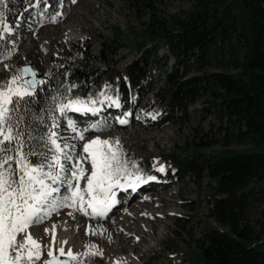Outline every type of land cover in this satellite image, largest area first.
<instances>
[{
    "label": "trees",
    "instance_id": "obj_1",
    "mask_svg": "<svg viewBox=\"0 0 264 264\" xmlns=\"http://www.w3.org/2000/svg\"><path fill=\"white\" fill-rule=\"evenodd\" d=\"M132 1L149 12L144 34L152 40L154 52L146 51L149 56L141 59L142 67L134 73L131 65L120 68L113 63L104 72L92 64L97 57L90 53V40L72 44L70 54L48 65L46 84L37 89L35 110L51 106L54 95L66 97L64 102L93 99L108 104L105 97L114 95L123 111L130 109L134 98L142 100L154 67L165 61L162 99L170 97V109H182L206 96L209 109L226 119L221 127L226 147L249 146L206 154L202 150L206 146L198 144L193 152V161L202 158L203 171L212 182L209 216L221 229L202 234L198 258L191 264H264V0H191V9L173 19L171 28L158 14L164 0ZM35 3L9 0L6 22L16 27L33 23L37 15L49 20L63 11L59 0H48L49 8L35 7ZM15 42H19L17 35L0 41V56L12 50ZM136 45L145 51L146 43ZM162 46L170 55L160 54ZM65 88L71 91L65 93ZM45 117L49 122L46 112ZM170 121V116L160 117L152 121L151 129ZM168 157L180 170L191 165L192 158ZM155 162L151 158L141 171ZM257 205L263 207L259 218L252 215Z\"/></svg>",
    "mask_w": 264,
    "mask_h": 264
},
{
    "label": "rangeland",
    "instance_id": "obj_2",
    "mask_svg": "<svg viewBox=\"0 0 264 264\" xmlns=\"http://www.w3.org/2000/svg\"><path fill=\"white\" fill-rule=\"evenodd\" d=\"M191 6V0H164L158 5V14L168 21L171 28L173 19L182 17ZM62 12L65 14L57 22L43 20L37 15V19L31 24L21 23L16 27L9 25L13 28V33H6V37L17 35L19 42L12 43V50L1 57L7 67L0 70V84L9 81L12 75L27 64L44 75L54 58L70 54L72 44L87 39L90 40V53L97 57L92 60V64L104 72L109 71L110 65L114 63L120 68L131 65L136 73L143 65L141 59L154 52L152 40L147 39L144 34L149 12L132 0H76L75 3L65 0ZM116 30L118 33H115ZM137 43H146L145 51L139 50ZM146 51L149 54L145 55ZM160 54L170 55L164 46L161 47ZM174 64L175 59L171 58L169 65ZM165 68V61L154 67L143 88L142 100L133 99L127 111H117L116 107L112 108L103 101L96 105L100 109L97 115L89 119L73 118L79 131L89 129L85 132L83 141L74 138L76 134L72 133L66 119L61 118L58 128L61 143L67 140L74 144L78 155H83V145L96 136L119 140L125 159L134 162L144 177L156 178L143 183L133 200L132 196L128 197L129 200L122 199L123 205L114 215L104 220H92L81 212L64 208L43 224L30 228L33 231L50 222L56 223L62 218V214L68 213L70 225H76L72 229L76 239L80 238L85 245L81 253L88 252L89 246H96L103 253L102 256L81 258L82 264H191L198 258L197 245L202 234L209 229H221L209 216L212 182L203 171L202 158L193 161V152L197 150L198 144L206 146L202 149L206 154L226 148L243 150L249 146L226 147L221 131L226 119L223 120L218 111L209 109L206 96L199 97L182 109L172 111L169 107L170 97L165 101L162 99L166 88ZM191 70V74L195 75L194 69ZM111 100L117 98L113 96ZM165 116H170L169 123L158 129H151L152 121ZM118 118H126L128 125L121 126ZM105 120L109 124L107 128L102 131L91 130L93 123L102 124ZM208 145L212 146L207 147ZM172 154L192 158L191 165L180 170L177 164L170 162L168 155ZM151 158H155V164L148 165L141 171V166L149 163ZM164 161L167 162L165 168ZM129 166L131 167V163ZM84 167L91 171L88 162H85ZM160 167L164 168L163 172L158 170ZM132 170L136 171L135 168ZM80 186L86 187L84 181L80 182ZM129 203V209L134 215L130 219L133 226L143 221L145 224H155L160 229L158 238L146 244L148 249L140 253L135 263L129 262L126 255L118 253V240L126 237L121 234L126 219L124 205ZM262 208H255L253 217L259 218ZM70 212L73 215H69ZM93 231L95 235L92 234ZM44 236L42 245L52 240L50 232ZM43 258L48 257L45 255Z\"/></svg>",
    "mask_w": 264,
    "mask_h": 264
},
{
    "label": "snow or ice",
    "instance_id": "obj_3",
    "mask_svg": "<svg viewBox=\"0 0 264 264\" xmlns=\"http://www.w3.org/2000/svg\"><path fill=\"white\" fill-rule=\"evenodd\" d=\"M8 3L9 0H0V41L8 39L5 33H13L4 11ZM41 4L51 7L48 0H36L35 7ZM58 6L64 7V0H59ZM64 14H52L50 22H57ZM27 75L32 79H25ZM35 77L31 68L24 67L0 84V264H82L81 258L103 253L96 246H89L88 252L80 254H74L71 249L65 252L63 245L67 241H61L54 254L55 225L48 245L35 239L30 228L43 224L64 208L93 218L106 217L117 203V189H134L156 178L144 177L134 162L125 159L119 140L96 136L83 145V155H78L76 146L67 140L61 143L57 130L59 119H66L76 134L74 138L83 141L89 129L79 131L68 113L97 115L100 109L94 105L98 101L67 99L64 102L66 97L54 95L51 106L38 112L34 107L37 86H44L46 81ZM68 91L71 88H65V93ZM111 103L117 108L121 106L118 100ZM118 123L125 125L128 120L118 118ZM108 126L105 120L102 124L93 123L91 130L102 131ZM85 162L90 164V172L84 167ZM158 170L163 172L164 168ZM81 181L86 187L81 188ZM45 255L47 259L43 258ZM65 256L66 259H61Z\"/></svg>",
    "mask_w": 264,
    "mask_h": 264
},
{
    "label": "bare ground",
    "instance_id": "obj_4",
    "mask_svg": "<svg viewBox=\"0 0 264 264\" xmlns=\"http://www.w3.org/2000/svg\"><path fill=\"white\" fill-rule=\"evenodd\" d=\"M74 36V35H72ZM138 192H133L132 193V200L134 196ZM124 192H121L118 195L117 198V203L114 206V209L111 211L109 216H112L116 213V211L121 207V201L124 197ZM124 205V214H125V222H124V230H121V234L126 235V237H120L118 240V249L120 252H118L121 256L126 255L127 260L131 263L137 262V259L140 255V253L145 252V250L148 249V246L146 244L152 243L155 241L156 238H158V231L160 230L157 225H150V224H145L143 221H140L136 226H133V223L130 222V219L134 217L133 212H131L130 205ZM152 214V213H151ZM62 218L56 222H50L46 224L44 227H39L34 229L33 231L31 230L30 232L32 233L33 237L37 239L39 242L44 243L45 236L46 234L45 229H49V232L53 235L52 229L53 225H55V245H54V250L55 248H58L61 246L60 242L61 241H67V244H64L63 247L65 248V252H67L69 249L74 254H80L81 250L85 247L83 242L81 241L80 238L78 240L76 239V234L75 231L72 229L76 227V225H70V220L68 219V213L62 214ZM71 226V228H70ZM67 229L64 231L63 229ZM51 241H47L46 245L50 244ZM124 257L123 259H126Z\"/></svg>",
    "mask_w": 264,
    "mask_h": 264
},
{
    "label": "water",
    "instance_id": "obj_5",
    "mask_svg": "<svg viewBox=\"0 0 264 264\" xmlns=\"http://www.w3.org/2000/svg\"><path fill=\"white\" fill-rule=\"evenodd\" d=\"M24 67H29V68H31L35 73H36V79H44V75L43 74H41V73H39L32 65H30V64H27V65H24L22 68H24ZM25 79H32V77H31V75H27V76H25ZM39 88V86H37V89ZM67 257L65 256V257H61V259H66ZM70 264H72V262H70Z\"/></svg>",
    "mask_w": 264,
    "mask_h": 264
},
{
    "label": "built area",
    "instance_id": "obj_6",
    "mask_svg": "<svg viewBox=\"0 0 264 264\" xmlns=\"http://www.w3.org/2000/svg\"><path fill=\"white\" fill-rule=\"evenodd\" d=\"M5 66L6 64H0V70H2Z\"/></svg>",
    "mask_w": 264,
    "mask_h": 264
}]
</instances>
